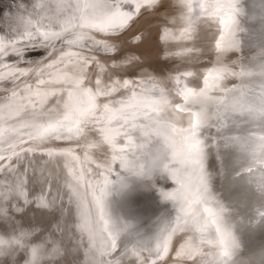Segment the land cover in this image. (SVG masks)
Listing matches in <instances>:
<instances>
[{
    "label": "snow or ice",
    "instance_id": "6c2138e0",
    "mask_svg": "<svg viewBox=\"0 0 264 264\" xmlns=\"http://www.w3.org/2000/svg\"><path fill=\"white\" fill-rule=\"evenodd\" d=\"M180 2L185 4L189 11L194 7L191 0H180ZM46 3L54 4L58 14L65 11L71 13L63 20L57 17L59 31L53 30L51 26L47 28L42 26L41 20L45 18L44 15H41L35 23L30 15L28 17L21 15L18 19L26 24L24 32L7 42L5 37L0 35V83H11L21 76L34 73L33 83L36 85L35 89L32 84H25L22 90L13 89L11 92L0 93V101H5L0 103V112L5 108L9 109V115H0V120L11 121L8 128H0V221L13 212H23L27 207L42 213L56 211V201H62V197L59 188L56 189L55 194L53 193L55 185L48 180L44 164L40 163L43 157L73 156L80 161V156L76 155L74 149H97L99 162L92 160L87 151L84 152V160L88 164H95V171L92 167L81 168L79 174H75L72 168L65 164V167H69L71 177L70 181L65 182L66 194L69 196V204L75 201L78 213V222L74 225L80 237L78 247L83 246L84 236L87 235V247L95 248L99 256V258L94 256L87 261V264H157L169 253L172 235L177 231L191 230L189 218L196 222L195 230L202 234L201 243L208 245L215 243L220 249L218 261L212 264H227V258L230 256V233L221 226L223 207L217 204L216 208L219 209L217 211L207 206L211 203L212 196L208 185L209 176L204 169V160L214 146H226L229 142L238 143L239 138L223 134L221 129L227 126L221 124L219 112L215 122L210 123V117L204 107L193 111L188 103L189 94L199 98L202 104L207 103L212 98L207 97L205 89H201L198 94L187 88L177 90L176 94L180 95L185 103L174 104L172 110L177 115L189 114L187 127L177 128L174 124L162 123L165 109L161 105L169 103L162 93L159 99L144 96L145 92L155 89V85L152 89L145 87L146 84L151 83V78H147L144 84H136L134 81L121 78L119 74H115L116 78L108 75L106 65L95 57H89L79 51H64L63 48H60L59 54H56L58 45L53 42L54 40H58L60 45L75 46L79 49L88 47L96 53L101 51L115 53V45L108 42L112 35L125 28L131 20L141 14L143 9L155 7L159 0H83V2L82 0H35L34 8H43ZM199 7L204 9L202 3ZM211 7L217 14L225 12L228 19L222 16L220 23L227 24L231 16L225 10L235 9L236 5L232 0H223V2L214 0ZM72 9L75 11L72 12ZM73 21L77 23L74 24ZM73 27L88 31L65 36L64 33L69 32ZM93 33L100 34V38L97 39ZM168 34L165 30V37ZM34 38L42 40L46 54L50 55L51 59L43 64H37L35 69L14 67L7 63L8 56L20 55L18 45L21 41L26 39L31 41ZM217 47H220L219 42ZM65 60L69 61L64 65L65 69H75L71 86L41 91L46 84L69 82L70 77L67 73L61 75L59 71L53 72V69H57V66L63 64ZM93 66L101 70L104 74L103 78L101 73H97L91 85L85 87L83 69ZM111 67L114 72L115 65ZM258 67L257 73H250L244 69L240 72L229 71L226 68L215 71L220 73L218 79H223L224 74L227 73L242 79L254 75L260 80L258 85L260 94H254L247 106L233 105L229 109L226 103L227 97H220L219 104L225 109L223 119H229L230 112L243 123L253 121L258 124L261 132L258 143L255 132L250 133L245 143L249 147L255 145L253 162L264 165V62ZM211 71L213 70H210V73ZM204 83L207 87L208 77H205ZM176 84H180L179 77L176 78ZM73 88L82 90L87 96V106L82 108L71 106ZM137 88L141 89L139 93ZM224 91L231 92L233 89ZM22 92L28 94L24 97L28 100V104L13 108L7 103ZM117 95L119 99L116 98ZM32 96L39 99L33 100ZM98 100L103 102L97 103ZM36 109H39V115ZM17 124L19 128L16 127ZM213 127L216 128L215 136L211 134L205 136V132L210 133ZM22 129H33V131L25 132ZM5 132L13 135L5 138ZM169 133L182 134V146L179 149L175 143H167ZM153 134L163 135L167 147L172 149L171 159H168V153L164 152L160 164L154 167L162 166V170L171 172L173 178H177L176 172L170 168V165L173 167L179 165L189 176L195 175L196 183L193 185L191 180L185 182L178 179L180 187L173 192L161 190L163 199L179 204V212L184 216L183 226H181V216L177 215L174 221H169L160 229L155 248L138 247L133 244L129 249L118 241L121 235L132 232L135 226L119 214V210L114 207L115 201L112 197L132 189L134 185L142 186L139 182L148 180L154 169L137 163L139 156L131 150L143 148L145 138ZM89 135L92 139L82 143V140ZM55 142H65L69 147L67 149L52 147ZM256 151L259 152L258 156L255 155ZM36 157L40 159H35ZM165 160L168 162L165 163ZM246 171L251 172L252 169L248 168ZM261 171H264V168ZM30 184L34 187H29ZM146 187L156 191L155 184L151 182H148ZM260 187L261 191H264V177L261 178ZM59 208L63 210V203ZM69 212L71 213V208ZM205 233L207 236L204 235ZM63 234L64 230L56 219L46 230L21 227L11 233L0 232V256L22 251L26 254L24 264H51L48 258L61 252L63 242L57 237H62ZM97 234L105 235L104 243L99 247L95 243ZM143 251H147L148 256H142ZM175 254L177 259L182 258L186 264H209L201 259L206 254L195 244L193 236H189ZM84 255L87 256V253Z\"/></svg>",
    "mask_w": 264,
    "mask_h": 264
},
{
    "label": "bare ground",
    "instance_id": "6f19581e",
    "mask_svg": "<svg viewBox=\"0 0 264 264\" xmlns=\"http://www.w3.org/2000/svg\"><path fill=\"white\" fill-rule=\"evenodd\" d=\"M243 1H245L244 4H246V0H232V2L236 5L235 9L225 10L227 11L228 15L231 16V19L228 20L227 24L220 23V19L222 16L226 20L228 19V16L225 15V12L222 11L221 13L217 14L214 11V9L211 7V5L214 3V0H191V3L194 6L191 11H189L188 7L185 4H182L180 0H159V3L155 7L144 9L143 11H145L144 13L146 14L145 16L142 14L143 15L142 18L147 17V19H144L143 21L140 22L143 24V27H142L143 33H141L142 35H140L142 36L140 40H141V46H143L141 51H144V53L142 52L143 57H144L143 63H144V67L146 68L145 70L147 72L143 71V73H141L142 72L141 71L140 72L141 74L139 73L140 74L139 81L141 80L142 82L140 83L144 84L147 77L151 78V83L146 84L145 87L148 89H152V86L155 85V89L154 91L146 92L147 96H150L153 99H159V96L162 93L166 97L169 103L161 105V107L165 109L164 121H162V123H165V124L171 123V124H174L177 128L187 127L188 115H189L188 113L177 115L172 110V106L174 104H184L185 103L184 99L180 95L176 94L178 89H185V88L192 89L193 92L197 94L200 93L201 89H205L207 97L212 98L211 101H208L207 103L202 104L199 98L194 97L191 94H189L188 103L189 105L192 106L193 111H197L199 110V108L204 107L210 117V121H209L210 123L215 122V117L219 112V114L221 115V121H220L221 124L227 126V127L222 128L221 131L223 132L225 136H226L225 133H227L229 135L228 137L239 138V143H237L239 146V149L236 148L237 146L236 143L235 144L233 143V145L231 143L229 146H225L231 150L230 151L228 148H225L229 152L223 151L222 148H220V146L219 147L214 146L211 149V151L207 153L205 160H204V169H205V172L209 176L208 185H209V189H210L211 196H212V201L207 206L212 207L214 208V210L218 211L219 209L216 208V205L219 204L224 209L223 223L221 226L222 228H225L228 233H230V238H229L230 256L227 258V264H264V225L254 224L252 227L253 229H250L246 227L244 228L238 227L239 225L234 224L233 222L234 220L237 221L238 219L237 217H239L238 215L243 213L245 209H249V207L252 209L251 204H253V206L256 204L260 205L259 201L249 202L248 199H242L241 197L233 199L232 201L233 202L235 201V206L236 207L239 206L238 207L239 213L230 212V215L228 217L226 202L222 200L223 197L219 198L220 196H218L219 192H221L220 187L221 189H223L222 187L224 186V182H223L224 175H227L229 178H232L227 181V183L229 184L228 186H233V183L231 181L238 180L239 179L238 176L240 175V174L237 175V173H235L232 170V168H230L229 163L231 162V160L229 159L228 161V157H224V156L231 154V155H235V157L237 156L238 159L240 160L239 155L241 152V155H242L241 157H243V159L245 160L244 165L251 164L253 163V149L255 148V145H252L251 147H249L247 144L243 146L240 145L241 143L244 142V139L242 137V131H243L244 125H241V123L243 122H241V120L236 115H233L230 112L228 113L230 118L227 120L223 119L225 109L223 105L219 104L218 99L220 97H227L226 103L229 109L233 105H236L237 107L247 106L248 103L251 101L254 94L255 95L260 94L258 83L255 80L258 78H256L253 75V76H246L242 79L240 77L228 75L227 73H225L223 79H218L220 73L218 71H215V70L226 68L229 71L234 70L236 72H240L241 69H244L243 60H245L244 56L246 52L249 53V56L256 57L254 51L249 50L247 46L244 47L243 37L248 36V30H247V24L244 22V17H243V8H244ZM9 2L15 5L16 7V8H13L12 14L18 15V17L21 15L23 16L29 15V14L34 15L33 13L36 10L44 11V16L46 18H48L47 15H50L49 11L53 12L55 15H57L58 17H61L62 19L64 17H67L66 15L71 14L68 11L58 14L56 12L55 5L51 3H46L43 8H34L35 0H9ZM201 3L204 5L203 10L199 7ZM257 4H254L253 12H255V7H256V11H258L259 5ZM73 10L74 9H72V11ZM255 16L256 14L254 15V18ZM53 20H56V19H53ZM254 22L255 20H253V23ZM56 23L57 22L55 21L52 24V26H54ZM251 28L253 31H258V29H255L253 27ZM165 30H167L169 33L167 37H165ZM132 31L135 32L136 28L135 27L132 28ZM17 34L19 35V33ZM261 34L262 33H257V32L253 33V35L257 39L261 36ZM132 40L134 39L132 38ZM132 42L133 41H131V43ZM164 42H167L170 47H174V48L178 47L184 50H186V47H187L189 50L188 52L190 51L195 52V54H193L194 53L193 52L191 55H187V58H186L187 60L186 59L182 60V63H184L185 65L183 66L184 68H180L178 72L177 77L180 78L179 85L176 84L175 80L173 81L175 83L173 82L170 83L169 78L171 77L169 76L168 71L166 70V67L169 65L171 61L168 62L165 59H167L170 55H172V53L171 54L166 53L165 48H164L165 49V52H164L163 46H162V50L161 51L159 50L160 48L159 44L164 45L165 44ZM218 42L220 44L219 48L217 47ZM154 44L158 46V50L156 52H155L156 49H155ZM160 52L162 53L161 56L163 57L162 58L163 62L160 61V58L158 57V54ZM177 53L178 52L176 51L174 54L177 55ZM132 57H134V55H132ZM169 59L171 60L173 58L170 57ZM133 60H138V59L134 58ZM259 61H260L259 64L261 62H264L262 61V58ZM123 62H124L123 68L119 67L122 64L118 66L116 63L119 69L115 68L114 72L112 68L108 69L109 74L115 75L116 72H118L119 74L123 72L124 74L122 73V77L123 76H127V78L132 77L131 73H130V76H128L129 75L128 65L127 64L125 65L126 63L125 61ZM151 62L153 64L157 63L158 66H160L161 68L155 69V67L152 66ZM210 70H213V71H211L210 73ZM244 70L247 72L250 71V73H255L254 71L255 69H253V67L252 69L247 70V67L245 66ZM134 72L135 73L133 75H136L139 71H134ZM155 72L158 73V77L156 76ZM150 74H154L155 78L162 77L161 80L165 82L164 83L162 81L164 87L162 88V86L159 85V83L156 82L155 79H153L154 75L152 76ZM205 77H208L207 87L205 86V83H204ZM174 78H171V79L173 80ZM250 78L254 79L253 83H249ZM92 80H93L92 78H89V81L86 80L87 82L85 83L86 84L88 83L87 86L91 85ZM153 81L155 82V84L152 83ZM187 81H190V82L192 81V84L189 85ZM225 89H233V91L225 92L224 91ZM65 99H67V97ZM74 102H75V98H74ZM102 102H103L102 100L97 101V103H102ZM76 104L81 105L80 107L77 106L78 108H82L88 105V100L87 102L82 101V100L80 102L77 101ZM235 120L238 123L239 122L241 123L239 125L238 123L231 124V122ZM251 124L259 128L257 123L252 122ZM248 126H251V125H248ZM258 130L259 131L255 132L257 137H259V135L261 134L260 128ZM215 132H216V128L213 127L211 128L210 133L205 132V136H208L209 134H211L212 136H215ZM257 137H255V139L257 140V143H258ZM91 139H92V136L89 135L86 137L85 140H82V143H87V141ZM167 143H175L177 149H179L182 146V134L173 135L169 133V139ZM167 143L165 142V137L163 135L153 134L150 137L145 138V143H144L143 148H140V149L134 148L131 151L136 152L137 156H139V160L137 163L139 164L144 163L145 167L154 169V166L156 164L157 165L158 163L160 164V160L163 158L164 152H167L168 159H171L172 149L167 147ZM54 146H61L63 147V149H67L69 147V145L65 142L64 143L60 142L58 145L55 144ZM76 149L77 150L79 149V151L76 152L78 153L76 155L80 156V161H77L74 158L77 164L78 163L80 164L79 166L80 168L78 170L80 171L81 168L86 169L88 167H92L93 170L95 171V164H88L87 161L84 160V152L87 151L89 157L92 160H97V157L99 155V150L85 149V148H76ZM255 155L258 156L259 152L256 151ZM30 158L32 157L30 156ZM65 158L67 160L64 161L65 160L64 159L63 160L64 162L60 159L59 162L55 160L56 162L54 163L56 165H60L62 168L65 167V164L69 165V167H72L75 161L72 163H69L68 160L71 157L67 156ZM35 159H37V157ZM42 160H40L41 163H43ZM164 162L167 163L168 160H165ZM227 164H228L229 169H226ZM170 168H172L173 171L176 172L177 178H173L171 172L162 170V166H160L158 168L157 167L155 168V170H157L158 172L157 174L154 175V173H152L154 171H152L148 180L139 182L140 185H145L148 182L155 184L156 191H152L148 189L146 185H145L146 188H144V190L142 186L134 185L132 189L127 190L126 192L120 195H116L112 197V199L115 201L114 207L118 208L120 215L122 217H126L129 220L130 224L135 226L134 229L137 230L136 231L137 236L140 238L141 243L136 242V241L134 242L133 234L135 230H133L132 232L126 235H121L122 238L126 239L127 241L130 240L132 243L136 245L140 244L141 246H144V247L155 248L156 236L153 231L154 230L153 228L158 226V223H156L155 221H157L160 218L159 220L161 221V224H164L166 221L167 222L171 221L172 217L174 219L176 218L177 215H180L181 216V226H183L184 216H183V213L179 212V204L174 203L171 200L163 199V197L160 196L161 192L159 190H160V186H162L163 188L165 187L163 192H173L175 189L180 187V184L178 183V179H182L185 182H188L189 180H191L193 185H195L196 183L195 175L192 174L191 176H189V174L186 173L185 170L182 169L179 165H175V167L170 165ZM251 169H252L251 172L257 173L258 171L259 174L261 173L260 180H259V183H260L261 178L264 177V171H261L262 168H260V165L257 168L253 165ZM76 171L77 169L75 170V172ZM166 175H168V177H166ZM157 186L159 187V189L157 188ZM29 187H34V185L30 184ZM141 191L145 192L144 194L146 195V198L148 196L149 199H152V201H154L155 206L162 207V210H157L156 208H150L149 205L147 206L146 199L144 197L145 195L143 196V193ZM258 191H259V196H260L261 190L259 189ZM260 198L262 201H264V199L261 196ZM135 199H137V202L135 201ZM247 202L249 203L247 204ZM160 203L161 205H159ZM175 206L177 207L176 209H178V212L175 211L174 209ZM29 208L31 207L25 208L23 212H13L10 216H6L1 221L2 223L4 222V223L12 224L11 228L7 227L5 231L6 233H11L14 230H17L21 227L23 228L37 227L40 230H45V228L47 229L49 225L53 222V219H49L48 224L43 223L42 221H40V224H39V222L35 220L36 223H38V225H35L34 219L36 218L35 216H37V214H33L34 216L32 217L29 216L27 219L22 218V215L26 211L29 212ZM31 209L33 210L31 212L37 213V210H35L34 208H31ZM258 209L260 210L262 209L264 212V202L262 203V206ZM200 211L202 213V207H200ZM29 213H27V215ZM172 214L174 215L172 216ZM138 215H140V218L141 217L142 218L140 219ZM51 216L56 217V212L54 213L51 212ZM252 218H254V216ZM19 219L22 220L23 222H20ZM240 220L244 221L242 219ZM149 221H150V224L148 226ZM70 223L71 221L69 222L70 226L74 225ZM161 224H159V226ZM41 226H44V227L40 228ZM142 226L146 228L144 229V231H143ZM60 227L63 229L62 224H60ZM189 227L191 230L188 232L177 231L174 235H172L170 246H169V253L167 255L169 254L171 255L172 253V252L170 253L171 248L178 250L180 245L184 243V241L189 236H193L195 237V244L199 246L202 249V251L206 254L202 256L201 259L209 262V264H212V262L214 261H218L220 249L216 247L215 243H213V245L201 243L200 238L202 234L195 230L197 227V224L191 218H189ZM149 231L151 232L150 236L147 234V232ZM2 232H4L3 229H2ZM204 235L207 236L206 233ZM61 238H63V236L57 237V239H61ZM65 240H66L65 248L67 249V245H70V243L72 242L70 235H69V238H65ZM84 240L88 241L87 235L84 236ZM19 253H22V251L15 252V253L9 252L8 254L4 256H0V262L5 258L10 259L11 261H15V257ZM85 253H87V256L84 255ZM70 254L71 253L66 254L67 260H68V263L66 262V264H69L70 260L72 259ZM64 255H65V251L61 249V252L59 254H54L48 259L51 260V264H58L57 259L58 258L60 259L62 257V260H64L65 258ZM91 255L92 253L89 252L88 248L82 246L81 250L77 251L76 260L74 261L73 264H87V261L91 259L90 258ZM174 258H176V254ZM179 260L183 261L182 258ZM63 264H65V262ZM177 264H180V263H177Z\"/></svg>",
    "mask_w": 264,
    "mask_h": 264
},
{
    "label": "rangeland",
    "instance_id": "374dc122",
    "mask_svg": "<svg viewBox=\"0 0 264 264\" xmlns=\"http://www.w3.org/2000/svg\"><path fill=\"white\" fill-rule=\"evenodd\" d=\"M13 8H16V7H15V5L11 4L9 2V0H6V1L5 0H0V35L5 37V42H7L10 38L17 36L18 35L17 33L20 34V33L24 32L25 31L24 29L26 28V24L25 23L23 24V22H21V20L18 19V15H13L12 14L13 13V11H12ZM143 10L141 11V14L137 15L133 20H131L127 24V26L125 28H123L118 33H115L114 35H112V37L109 39L108 42L110 44H114L115 45V53H112V52L104 53L103 51H101L99 53H96V52L92 51L88 47H85L84 49H79V48H76L75 46L60 45L58 40H54L53 42L58 45L57 50H56V54H59V49L60 48H63L64 51H73V52L79 51V52H81L84 55H87L89 57H95L96 59H99L102 63H104L106 65V67L108 69H111L112 65H115V68H118V66L120 64L123 65V63H124L123 61H125L126 62L125 65L126 64L128 65V74H129V75L128 74H126V75L130 76V73H131L132 77H128V78H127V76H123L122 77V73L123 72L121 74H119L118 72H116V73L119 74V76L121 78H123V79H128V80L134 81L136 84H141L140 82H142V81L141 80L139 81L140 74L143 73V71H146L145 70L146 68L144 67V63H143L144 57H143V54H142V52L144 53V51H141L143 46H141V40H140L142 38V36H140V35H142L141 33H143V30H142L143 24L140 23V22L143 21L144 19H147V17L142 18L143 15L145 16V14H146V13H144L145 11H143ZM74 11L75 10H73L72 12H74ZM35 12H36V14H35ZM35 12L33 13L35 16L29 14L31 16V18L34 19L33 23H35L38 19H40L41 15H44V11L36 10ZM49 14L50 15H47L48 18L45 17L43 20H41L42 26L45 27V28H47L48 26H51V28L53 30L59 31L60 30V26H59L58 23H56L54 26H52V24L55 21L57 22V17L58 16L55 15L51 11H49ZM29 15H25V16L28 17ZM66 16L68 17L70 15H66ZM49 17H51V19H49ZM67 17H64V18H67ZM257 18L258 17H256V19H254V20H257ZM53 19H56V20H53ZM59 19L63 20L61 17H59ZM73 23L75 24V23H77V21H73ZM134 27L136 28L135 32L132 31V28H134ZM20 28H22V29H20ZM19 31H21V32H19ZM87 31H88L87 29H81L79 27H73V28H70L69 32L64 33V35L65 36L74 35V34H77V33H80V32H87ZM93 34L96 35L97 39L100 38V34H97V33H93ZM128 38H130V39H128ZM132 38L134 40H132ZM118 41H119V43H118ZM131 41H133V42L131 43ZM164 43H163L164 45H160L158 43L159 46H160L159 50L161 51L162 50V46H163V51L164 52H165V49H166V53H169V54L172 53V55H170L167 59H165L168 62L171 61L169 63V65L166 67V70L168 71V74H169V76L171 78H174V77L177 78L179 69L180 68H184L183 66L185 65L184 63H182V60H185L187 58V55H191L194 51L188 52L189 50H188L187 47H186V50H184V49H181V48H178V47H175V48L174 47H170L167 42H164ZM154 45H155V49H156L155 52H156L158 50V46L156 44H154ZM18 48H19V51H20V55L19 56L13 55V56H8L7 57V63H9L11 66H14V67L15 66H19L21 68L35 69L37 64H43V63L47 62L49 59L52 58L50 55L46 54L45 46H44L42 40H40L38 38H34L31 41H29L27 39L24 40V41H21L19 43V45H18ZM175 50L178 52L177 55L174 54L176 52ZM9 51H11V48H9ZM131 54L134 55V57H132ZM159 54H158V57L160 58V61H162L163 60L162 59L163 57L161 56L162 53L160 52ZM193 54H195V52ZM113 57H115V59H113ZM170 57L175 59V60H173V59L170 60L169 59ZM134 58H137L139 61L138 60H133ZM73 59H75V58H73ZM129 60H131L132 62L128 63ZM111 61L113 62V64H112ZM68 63H69V61L65 60L63 64L57 66V69H53V72H58L59 71L61 75H63L64 73H67V75L70 77L69 82L65 83V84H46V85L43 86L41 91L51 90V89H58V88H61V87H70L71 86V80L74 77L75 69H73V68L65 69L64 65L68 64ZM116 63H117L118 66L116 65ZM151 64H152V66L155 67V69L161 68L160 66H158L157 63L153 64L151 62ZM171 64H173V65H171ZM119 67H121V65ZM134 71H139V72L136 75H133L135 73ZM98 72L101 73V70L99 68L95 67V66L90 67V68L89 67H85L83 69L84 82L89 81V78L93 79L94 78L93 76H95ZM107 74L110 75L109 72ZM155 74L158 77V73L155 72ZM102 75H104V74L102 73ZM150 75L153 76L154 74H150ZM153 77H154L153 79H155L156 82H158L159 85H161L162 88H163L164 87L163 83H162L163 80H161L162 77L161 78L160 77L159 78L156 77L157 79L155 78V75ZM113 78H116V75H113ZM147 78H150V77H147ZM171 78H169L170 79V83H172L174 80L176 81V78H174L173 80ZM33 79H34V73H30L28 76H21V77H19V79H16L14 82H11V83H0V93L11 92L13 89L22 90L24 88L25 84H32L33 89H35L36 85L33 83ZM158 80H160V81H158ZM152 83L155 84L154 81ZM160 83H162V84H160ZM173 83H175V82H173ZM187 83L189 85H191L192 81L191 82L187 81ZM87 84L85 83V86H87ZM72 90H73V97H72V100L70 101V104L72 103L71 106L73 108H78L77 106H79V107L81 106V105H77L76 104L77 101L80 102L82 100V101L87 102L88 98H87V96H85L83 94L82 90H77L75 88H73ZM140 91H141V89L137 88V92L139 93ZM27 95L28 94L26 92H22L21 95L15 97V98H12L10 101H7V103H10L13 106V108H15L17 106H20V105L28 104V100L24 99V97L27 96ZM117 96H118V98L117 97L116 98L119 99L120 98L119 95H117ZM144 96L153 99L152 97L147 96L146 92L144 93ZM66 97L67 96H65V98ZM74 98H75V102H74ZM31 99L36 100V99H39V98H37L35 96H32ZM67 99H65V100H67ZM0 103H5V101H0ZM36 112H37V115H39V109H36ZM0 115L8 116L9 115V109L5 108L2 112H0ZM40 118L41 119H46V117H40ZM10 123H11L10 120L7 121V122L5 120H0V128H5L6 129V128H8ZM16 127L19 128V124H17ZM22 131H25V132L33 131V129H22ZM11 135H13V134L10 133V132H5L4 133V137L5 138L10 137ZM59 143L60 142H57V143L55 142L51 146L52 147L63 148L61 146H54L55 144L58 145ZM61 143H64V142H61ZM5 147H6V145H5ZM17 150H19V149H17ZM77 151H79V149L78 150L75 149V152H77ZM76 154H78V153H76ZM70 157L71 158L68 161H69V163H72V162L75 161L71 168L74 171V173L77 174V173H79L78 169L80 168L79 167L80 164L79 163L77 164V162L74 159V157H72V156H70ZM37 159H40V158L37 157ZM42 159L41 160H42L43 163H41V162L40 163L44 164L45 175L47 176L48 180L50 182L54 183V185H55V187L53 188V190H54L53 193L55 194L56 189L59 188L60 195L62 197V201L61 200H57L56 201V211H55L56 212V217L51 216V212H43L42 213V212L37 210V213H36V212H31L33 210L31 208H29V212L30 213L26 211L22 215V218L27 219L29 216L32 217V216H34L33 214H37V216H35L36 218L34 219V224L35 225H38V223H36V221L39 222V224H40V221H42L43 223H47L48 224V220L49 219L58 220L59 223L62 224V227L64 229L63 238H61V239H62V242H63L62 243V250L65 251V255H64L65 258H64V260H62V257L60 259L58 258L57 259V263L58 264H63L64 262H65V264H66V262L68 263L66 254L71 253L70 256H71L72 259L70 260L69 264H73L74 261L76 260L77 251H80L81 247H82V246L78 247V245L80 244V237H79V234L76 232L75 228L73 227L75 225V223L78 222L77 207H76L75 201H73L71 204H69V196H68V194H66L67 193V189L65 188V182L66 181H70V179H71V177L69 175V170H68L69 167H67V168L63 167L62 168L60 165H56L54 163L56 161L59 162L60 159L62 161L64 159H65L64 161H66L67 159L65 157H62V158L61 157H52V158L43 157ZM45 162H47V163H45ZM143 165H144V163H143ZM158 165H159V163H158ZM155 168L156 167H154V170H153L154 172H152V173H154V175L158 173L157 170H155ZM76 169H77V171L75 172ZM166 177H168V175H166ZM52 179H53V181H52ZM145 185H142L143 190H144V188H146ZM157 188L159 189L158 186H157ZM161 188H162V191H164L165 187L163 188L162 186H160V190H159L160 192H161ZM142 193H143V196H144L145 192H142ZM149 195H150V193H149ZM160 196H161V193H160ZM144 197L146 199V205L147 206L149 205L150 208H156L157 210H162V207L155 206L154 201H152V199H149L148 196H147V198H146V195ZM139 199H141V198H139ZM135 201L137 202V199H135ZM61 203H63V210L62 211L59 208ZM159 205H161V203ZM69 208H71V213L69 212ZM170 208H171V206H170ZM176 208L177 207L175 206L174 209H175L176 212H178V209H176ZM27 213H29V214L27 215ZM173 213H174V211H173ZM119 214H120V212H119ZM173 215L174 214H172V216ZM138 216L140 218V215H138ZM159 219L157 221H155L156 223H158V226L153 228L154 229L153 231H154L156 237H157V235L160 232V230H159L160 227L161 228L164 227V225L167 222L166 221L164 224H161V221ZM174 220H175V218L173 219V217H172L171 221H174ZM70 221H71L70 224H72V225L74 224L73 226L69 225ZM20 222H23V221L20 220ZM149 224H150V221L148 223V226H149ZM159 224H161V225L159 226ZM7 227L11 228L12 224L11 223H4V222L2 223L0 221V231L1 232H2V229L5 232ZM43 227L44 226H41L40 228H43ZM147 228H149V227H147ZM144 229H146V228L143 227V231H144ZM45 230H46V228H45ZM134 230H135V232L133 234L134 235V238H133L134 242L136 241V242H140L141 243L140 238L137 236V232H136L137 230L136 229H134ZM150 231L147 232V234L149 236L151 235ZM69 235H70V238L72 239V242L70 243V245H67V249H66L65 248V246H66L65 238H69ZM104 239H105V235L104 234H97L95 236L96 246L97 247L101 246L104 243ZM121 242L124 245H126L129 249H131L133 244H134L130 240L127 241L126 239L120 237V240H119L118 243H121ZM137 244H139V243H137ZM83 246L88 248L87 247V241L84 240ZM137 246L140 247L141 245L139 244ZM88 250L93 255V256L92 255L90 256L91 259L94 256H95V258H99L98 253L96 252L95 248H92V249L88 248ZM170 253H171V255L169 254V255L163 256V259L158 261L157 264H177V263L185 264L186 263L184 260L182 261V260H179V259L177 260V258H174L175 253H176V250L174 248L170 249ZM141 255L146 257V256H148V253H147V251H143V252H141ZM25 258H26V254L24 252H22V253H19V254L16 255L15 261H11L10 259L5 258V259H3L0 262V264H24Z\"/></svg>",
    "mask_w": 264,
    "mask_h": 264
},
{
    "label": "water",
    "instance_id": "95a60500",
    "mask_svg": "<svg viewBox=\"0 0 264 264\" xmlns=\"http://www.w3.org/2000/svg\"><path fill=\"white\" fill-rule=\"evenodd\" d=\"M244 3H245V1H243V7H244L243 8V17H244V22L247 24V30H248V36L243 37L244 38V40H243L244 41V47L247 46L249 50L254 51L256 57H251V56H249V53L246 52V54L244 56L245 60H243V66H244V69L246 66L247 70H250L253 67V69H255L254 71L256 73L259 71V67H258L259 62H260L259 60H261L262 56H264V0H246V4H244ZM257 3H259V4H257ZM254 4L259 5L258 11H256V7H255V12H253ZM255 14H256V16L254 18ZM256 17H258V18L253 23V20L256 19ZM251 27L258 29V31H253ZM254 32L262 33L263 35L261 34V36L257 39L253 35ZM248 72H250V71H248ZM255 80L257 81V83L259 85L260 80L259 79H255ZM253 82H254V79L250 78L249 83H253ZM252 122L253 121H249L248 123H241V122L238 123L236 120L231 122V124L238 123V125H239L241 123V125H244L243 131H242V137L244 139V142L241 141V142H243L240 144L241 146L246 144L245 139L250 136L251 132L259 131L258 130L259 128H257L253 124H251ZM253 123H256V122H253ZM248 125H251V126H248ZM225 134H226V136H229L227 133H225ZM256 137H257V135H256ZM243 139H241V140H243ZM231 143L232 142H229L226 146H229ZM232 145H233V143H232ZM218 147H217V149H218ZM220 148H222L223 151H228L227 149H225L228 147H225L223 145H221ZM236 148L239 149L238 144H237ZM241 156H242L241 152L239 155L240 160L238 159L237 156L235 157V155L228 154L227 156H224V157H228V161H229V159L231 160V162L229 163L230 168H232V170L235 173H237V175L238 174H240V175L238 176V178H239L238 180L231 181L233 183V186H228L229 184L227 183V181L232 179V178H229L227 175H224V181H223L224 186L222 187L223 189H221V187H220L221 192H219L218 196H220L219 198L223 197L222 200L224 202H226L228 217L230 215V212H232V213L238 212L239 213V209H238L239 206L238 207L235 206V201L234 202L232 201L233 199L241 197L242 199H248L249 202L259 201L260 205L256 204L253 206V204H251L252 209L250 207H249L250 210L245 209V211L243 213L238 215L239 217H237L238 218L237 221L236 220L233 221L234 224L239 225L238 227H242V228L246 227V228L253 229L252 227L254 224L264 225V215H262V213H264V212L262 209L261 210L258 209L262 206V203L264 202L260 198V196H261L264 199V191H260V196H259L258 190L259 189L261 190L260 183H259L261 173L259 174L258 171H257V173L246 171L248 168L253 167V165L256 168L259 165L254 163V162L251 164L244 165L245 160ZM260 168H264V165H260ZM226 169H229L228 164L226 166ZM249 202H247V204ZM253 216H254V218H252ZM240 219H242L244 221H241Z\"/></svg>",
    "mask_w": 264,
    "mask_h": 264
}]
</instances>
